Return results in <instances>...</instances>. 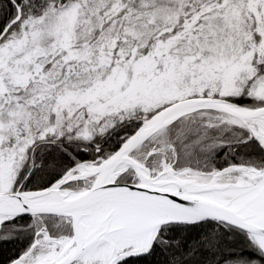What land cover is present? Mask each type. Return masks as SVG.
Listing matches in <instances>:
<instances>
[{
  "label": "snow or ice",
  "instance_id": "1",
  "mask_svg": "<svg viewBox=\"0 0 264 264\" xmlns=\"http://www.w3.org/2000/svg\"><path fill=\"white\" fill-rule=\"evenodd\" d=\"M0 264H264V0H0Z\"/></svg>",
  "mask_w": 264,
  "mask_h": 264
}]
</instances>
